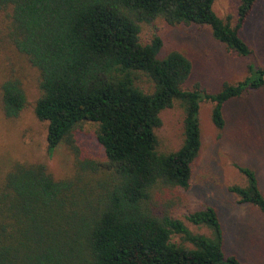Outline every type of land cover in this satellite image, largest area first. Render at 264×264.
Returning a JSON list of instances; mask_svg holds the SVG:
<instances>
[{
	"label": "trees",
	"instance_id": "obj_1",
	"mask_svg": "<svg viewBox=\"0 0 264 264\" xmlns=\"http://www.w3.org/2000/svg\"><path fill=\"white\" fill-rule=\"evenodd\" d=\"M215 1L0 0L10 42L38 73L34 114L46 124L47 149L53 154L64 145L74 163L63 179L44 164L20 162L2 176L0 264H250L227 255L214 206L185 221L174 216L202 149V104L213 105L212 123L222 131L229 102L264 90V65L241 36L257 0H241L235 26L216 15ZM159 21L208 26L217 42L246 60L247 75L217 93L200 84L187 88L188 57L176 50L160 59L158 35L141 43L143 29ZM0 93L4 118L16 122L29 107L24 81L11 74ZM175 107L184 114L183 144L161 151V113ZM86 123L96 127L104 161L85 156L78 144ZM236 168L246 184L228 191L264 215L257 172Z\"/></svg>",
	"mask_w": 264,
	"mask_h": 264
},
{
	"label": "rangeland",
	"instance_id": "obj_2",
	"mask_svg": "<svg viewBox=\"0 0 264 264\" xmlns=\"http://www.w3.org/2000/svg\"><path fill=\"white\" fill-rule=\"evenodd\" d=\"M241 0H216V15L235 26ZM8 12L0 11V84L11 74L22 78L28 94L29 107L16 122L7 121L1 108L0 93V181L16 162L44 164L57 179L70 177L74 172L73 158L62 145L50 154L46 142V124L34 114L39 97L38 73L17 54L7 35ZM3 20L5 22H3ZM163 39L159 58L171 51H179L190 59L192 75L186 84L193 89L200 86L209 93H217L225 83L234 84L247 75V62L217 42L208 26H169L163 21L143 29L142 44L155 36ZM241 36L255 50L256 60L264 65V0H257L254 10L244 25ZM14 72V73H13ZM213 105L201 107L202 149L193 166L190 188L180 191L184 205L174 214L185 221V216L206 206H214L225 230L224 250L250 264H264V215L250 206L240 205L228 191L232 185H245L237 165L254 169L264 194V90L246 94L229 102L224 109L226 127L219 131L212 123ZM162 126L157 130L161 151H177L184 140V114L179 107L161 113ZM96 127L86 123L77 132V141L84 155L104 161L105 156L95 137ZM195 233L207 234L186 222ZM174 237V242H180Z\"/></svg>",
	"mask_w": 264,
	"mask_h": 264
}]
</instances>
